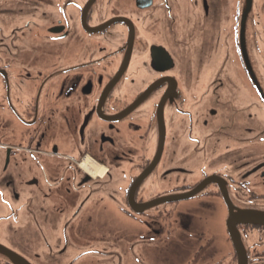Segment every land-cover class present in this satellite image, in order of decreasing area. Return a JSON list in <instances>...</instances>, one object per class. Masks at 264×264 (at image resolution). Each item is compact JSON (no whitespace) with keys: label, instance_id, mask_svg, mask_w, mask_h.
<instances>
[{"label":"flooded vegetation","instance_id":"1","mask_svg":"<svg viewBox=\"0 0 264 264\" xmlns=\"http://www.w3.org/2000/svg\"><path fill=\"white\" fill-rule=\"evenodd\" d=\"M172 242L264 264V0H0V246L152 264Z\"/></svg>","mask_w":264,"mask_h":264},{"label":"rangeland","instance_id":"2","mask_svg":"<svg viewBox=\"0 0 264 264\" xmlns=\"http://www.w3.org/2000/svg\"><path fill=\"white\" fill-rule=\"evenodd\" d=\"M160 221L164 222L165 224H169V222H170L167 217L161 218ZM173 244H175V243H173V242L170 243V246L164 251V254L163 253L161 254L162 260H160L159 262H154L152 264H178V262L174 260L173 256H170V257L166 258V255H165V253L167 251L169 253L170 250L175 252V248H174ZM157 252L159 253V252H162V251L159 250Z\"/></svg>","mask_w":264,"mask_h":264},{"label":"water","instance_id":"3","mask_svg":"<svg viewBox=\"0 0 264 264\" xmlns=\"http://www.w3.org/2000/svg\"><path fill=\"white\" fill-rule=\"evenodd\" d=\"M188 197H184V199L187 200ZM166 199H163L161 201H159L158 203H165ZM0 254L6 258H8L10 261H12L14 264H21V258L16 255L15 253H13L12 251L8 250L7 248H4L2 246H0Z\"/></svg>","mask_w":264,"mask_h":264}]
</instances>
